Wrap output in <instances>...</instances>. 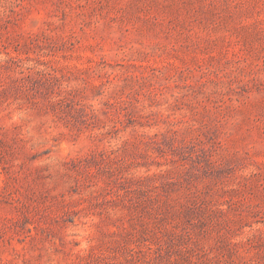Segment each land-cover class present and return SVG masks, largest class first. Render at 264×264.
<instances>
[{
	"label": "rangeland",
	"instance_id": "374dc122",
	"mask_svg": "<svg viewBox=\"0 0 264 264\" xmlns=\"http://www.w3.org/2000/svg\"><path fill=\"white\" fill-rule=\"evenodd\" d=\"M0 264H264V0H0Z\"/></svg>",
	"mask_w": 264,
	"mask_h": 264
}]
</instances>
